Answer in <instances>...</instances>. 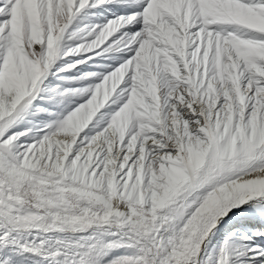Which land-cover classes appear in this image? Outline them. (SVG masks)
Returning a JSON list of instances; mask_svg holds the SVG:
<instances>
[{
  "label": "snow or ice",
  "instance_id": "obj_1",
  "mask_svg": "<svg viewBox=\"0 0 264 264\" xmlns=\"http://www.w3.org/2000/svg\"><path fill=\"white\" fill-rule=\"evenodd\" d=\"M0 264H264V0H0Z\"/></svg>",
  "mask_w": 264,
  "mask_h": 264
}]
</instances>
